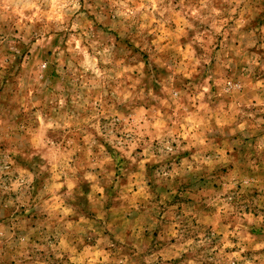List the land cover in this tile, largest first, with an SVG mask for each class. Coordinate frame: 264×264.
Instances as JSON below:
<instances>
[{
  "label": "rangeland",
  "instance_id": "374dc122",
  "mask_svg": "<svg viewBox=\"0 0 264 264\" xmlns=\"http://www.w3.org/2000/svg\"><path fill=\"white\" fill-rule=\"evenodd\" d=\"M0 264H264V0H0Z\"/></svg>",
  "mask_w": 264,
  "mask_h": 264
}]
</instances>
